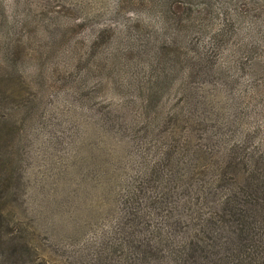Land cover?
<instances>
[{
  "label": "rangeland",
  "instance_id": "obj_1",
  "mask_svg": "<svg viewBox=\"0 0 264 264\" xmlns=\"http://www.w3.org/2000/svg\"><path fill=\"white\" fill-rule=\"evenodd\" d=\"M186 1L0 0V92L6 107L18 110L10 120L21 152L14 199L2 212L19 220L32 255L45 264H80L110 226L105 178L134 152L127 136L104 124L111 113L128 120L135 112L139 89L153 80L151 58L150 74L160 81L152 103L166 109L183 100L178 86L187 52L206 54L212 68L187 80L198 114L205 109L211 120L218 114L210 108L236 112L233 96L264 74V0H230L236 3L228 8L222 0ZM233 9L237 20L223 24ZM245 27L252 32L240 40L237 29ZM218 28L220 47L212 49L209 37ZM248 42L246 51L238 44ZM228 48L243 64L236 79L214 72ZM170 57L176 62L168 72Z\"/></svg>",
  "mask_w": 264,
  "mask_h": 264
},
{
  "label": "trees",
  "instance_id": "obj_2",
  "mask_svg": "<svg viewBox=\"0 0 264 264\" xmlns=\"http://www.w3.org/2000/svg\"><path fill=\"white\" fill-rule=\"evenodd\" d=\"M229 1L222 0V6L236 3ZM237 14L233 9L223 24L232 25ZM251 32L250 27L237 29L240 40ZM222 35L219 28L210 34L212 49L220 47L216 39ZM238 44L244 51L250 46ZM225 53L214 72L231 71L223 76L236 79L233 72L243 66L240 55L235 48ZM205 57L187 52L178 86L183 100L166 109L152 103L160 81L150 74L155 69L151 58L147 79L153 80L139 89L135 112L128 120L108 115L105 131L127 136L134 153L105 178L112 222L88 245L91 255L80 264H264V74L249 78L233 96L237 113L210 108L220 116L211 120L205 109L198 114L187 80L193 71L212 68ZM161 58L156 55L157 61ZM174 59H168V72ZM5 96L1 91L0 264H45L35 251L32 255L19 220L2 212L14 199L21 159L18 127L10 120L18 110L6 107Z\"/></svg>",
  "mask_w": 264,
  "mask_h": 264
}]
</instances>
